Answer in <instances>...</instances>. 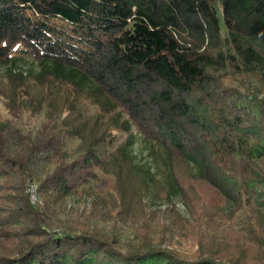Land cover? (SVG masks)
Segmentation results:
<instances>
[{"label": "trees", "instance_id": "trees-1", "mask_svg": "<svg viewBox=\"0 0 264 264\" xmlns=\"http://www.w3.org/2000/svg\"><path fill=\"white\" fill-rule=\"evenodd\" d=\"M26 57L37 69L14 72ZM4 66L12 84L31 79L50 98L8 89V101L29 115L46 110L36 135L15 144L19 150L7 142L13 126L0 121V199L9 206L0 207V264H247L204 232L193 258L140 236L122 249L94 230L55 224L30 202L28 179L48 206L112 174L107 132H128L130 121L154 164L135 162L128 133L116 159L131 174L156 188L160 177L167 198L183 196L174 167L184 165L222 210L244 212L243 242L264 248V0H0ZM65 87L76 92L66 100L69 118L57 104ZM82 101L95 106L94 118ZM108 113L114 116L101 126ZM10 237L19 243L7 246Z\"/></svg>", "mask_w": 264, "mask_h": 264}, {"label": "rangeland", "instance_id": "rangeland-1", "mask_svg": "<svg viewBox=\"0 0 264 264\" xmlns=\"http://www.w3.org/2000/svg\"><path fill=\"white\" fill-rule=\"evenodd\" d=\"M6 69L8 66L0 69V121L6 124L10 123L13 126L7 136V142L13 144L17 150L19 146L15 144L20 139L25 136L29 138L36 135L44 121L46 108L39 114L29 115L24 109L18 108L21 107L20 105H15L12 100L8 101L9 99L6 98L9 94L8 89L18 86L29 97L35 99L44 97L45 99L50 98L47 94L49 88L44 89L45 92L41 89V85L31 79H24L22 83L12 84V81H8L5 77ZM36 69L37 66L28 57L17 59L14 66V72H20L23 75H26L28 70ZM228 83L240 87L238 82ZM43 84L48 85V82L43 81ZM263 94L261 91L258 97H262ZM72 95L76 97V92H73L71 88L62 89L61 96L57 100L61 118L70 117L71 109L66 100ZM62 98L65 99V102ZM7 103L8 105L11 104L13 109L8 110ZM82 103H85V107L79 106L82 112L86 113V117L94 118L97 113L95 106L89 105L87 101H82ZM112 116H114L113 113H108L104 118L102 117L101 126L109 123ZM121 118L128 119L125 112L122 113ZM130 122L131 128L128 132L113 127H110V131L107 132L106 139L114 141V145L110 149L114 148L115 155L112 156L109 164V171L112 174L101 176L104 178L96 183L92 182L93 185L86 187L81 195L69 194L62 199L51 202L48 206H43L36 182L28 179L24 192L28 195L30 202L41 207L43 213L56 221L55 224H69L94 230L109 241H116L122 249L140 244L141 242L137 238L140 236L145 243L151 242L149 245L152 247L176 251L171 245H177L176 247L179 249L176 251L177 253L186 258H193L197 254V241L201 238V232H204L215 238L224 239V245L227 247H223L234 258L242 257V261L247 262V264H264L263 246L260 243L243 242L244 212L236 211L230 216V213L222 210L221 205L223 204L212 201L209 190L198 181L190 178L184 165L179 164L174 167L175 177L182 186L184 195L167 198L161 188L162 185H159L161 184L160 177L156 180L158 182L157 188L146 185L143 183L140 173L134 176L129 172L132 168L125 160L123 161V158L116 159L119 154L116 149L117 145H121L127 139L128 133H131L134 138H132L130 151L136 156L135 162L154 166L147 154L144 140L136 130V124H133L134 121ZM14 133L20 136L15 137ZM76 142H70L69 146L74 147ZM46 169V165L41 166L38 172ZM115 173L120 176L122 185H117L113 176ZM8 192L9 190L7 194ZM0 207L4 209L9 206L0 199ZM190 210L196 213V217L191 216ZM9 233H17L19 238L24 232H14L10 229ZM15 238H7L4 243L7 246L18 244L20 239L15 240ZM205 241L204 243L209 244L211 242Z\"/></svg>", "mask_w": 264, "mask_h": 264}]
</instances>
